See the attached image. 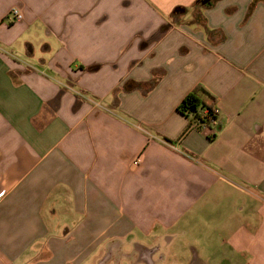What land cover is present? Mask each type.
<instances>
[{"label": "crops", "instance_id": "1", "mask_svg": "<svg viewBox=\"0 0 264 264\" xmlns=\"http://www.w3.org/2000/svg\"><path fill=\"white\" fill-rule=\"evenodd\" d=\"M166 263L264 264V0H0V264Z\"/></svg>", "mask_w": 264, "mask_h": 264}, {"label": "trees", "instance_id": "2", "mask_svg": "<svg viewBox=\"0 0 264 264\" xmlns=\"http://www.w3.org/2000/svg\"><path fill=\"white\" fill-rule=\"evenodd\" d=\"M209 100H211L209 102ZM214 97L204 87H198L187 93L177 106V111L196 124L210 123L217 118Z\"/></svg>", "mask_w": 264, "mask_h": 264}, {"label": "built area", "instance_id": "3", "mask_svg": "<svg viewBox=\"0 0 264 264\" xmlns=\"http://www.w3.org/2000/svg\"><path fill=\"white\" fill-rule=\"evenodd\" d=\"M10 16H11L12 19H15V20L21 18L20 12L17 9H15V8L10 11ZM210 123L211 124H215L216 123V118L213 119Z\"/></svg>", "mask_w": 264, "mask_h": 264}, {"label": "rangeland", "instance_id": "4", "mask_svg": "<svg viewBox=\"0 0 264 264\" xmlns=\"http://www.w3.org/2000/svg\"><path fill=\"white\" fill-rule=\"evenodd\" d=\"M166 264H168V263H166Z\"/></svg>", "mask_w": 264, "mask_h": 264}]
</instances>
